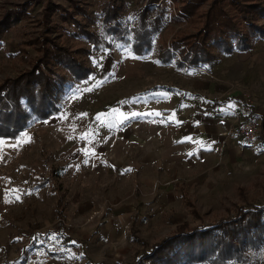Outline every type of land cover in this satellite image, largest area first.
Masks as SVG:
<instances>
[{
    "label": "rangeland",
    "instance_id": "obj_1",
    "mask_svg": "<svg viewBox=\"0 0 264 264\" xmlns=\"http://www.w3.org/2000/svg\"><path fill=\"white\" fill-rule=\"evenodd\" d=\"M102 1L51 3L73 14L85 30L98 31L102 27ZM113 1L127 26L132 25L138 9L149 2ZM185 1H158L166 16L149 49L141 54L120 42H114L111 51L94 52L74 25L62 22L57 14L48 19L45 25L53 31L46 34L52 43L72 52L90 74L81 80L68 74L56 115L46 119L32 115L17 137H0V264H134L155 244L173 237L182 224L190 230H209L239 219L253 208L264 211V144L244 149L231 140L221 142L218 139L225 126L218 122L202 123L195 131L174 126V95L182 96V100L188 96L189 71L205 74L193 71L195 67H176L175 54L167 64L159 60L162 53L168 57L166 48L173 50V37L194 34L201 27V13L208 2L191 19L176 13ZM232 2L223 0L222 4L227 15H236L238 24H244L237 14L238 5L264 4V0ZM43 3L0 0V20L9 10L29 14L3 33L0 85L28 70L26 60L37 56L31 41L44 33ZM73 4L86 10L91 23ZM253 14L254 25L264 30V13ZM211 53L215 59L224 55L216 49ZM222 66H209V70L213 67L215 75L223 71L235 79L234 63L224 62ZM50 68L63 70L54 61ZM233 83L228 84L233 86L231 90L235 89ZM261 91L255 96V106L264 117V88ZM199 97L196 110L202 114ZM250 97L244 94L242 102ZM21 103L31 113L24 99ZM244 106L240 109L243 115ZM131 113L140 115L119 123ZM243 115L235 113L230 120L235 124ZM192 131L195 135L190 138ZM207 238L206 244L191 247L203 252L210 244ZM260 246L245 260L229 259L224 264H264V243ZM144 264L155 263L148 260Z\"/></svg>",
    "mask_w": 264,
    "mask_h": 264
},
{
    "label": "trees",
    "instance_id": "obj_2",
    "mask_svg": "<svg viewBox=\"0 0 264 264\" xmlns=\"http://www.w3.org/2000/svg\"><path fill=\"white\" fill-rule=\"evenodd\" d=\"M158 1L149 0L147 4L139 8L132 25L127 26L119 17L116 3L113 0H103L102 3L100 2L102 27L98 31H89L79 24L80 20L74 18L73 14L65 13L63 7L52 4L51 0H44L42 8L44 33L31 41V44L36 45L37 56L26 60L28 70L0 85V137H17L32 115L38 119L56 115L59 112L58 104L68 83V74L79 80L87 78L90 74V70L83 62L67 48L52 43L51 38L46 34L53 31V27L45 25L51 15L57 14L62 22L74 25L77 34L86 39L94 52L111 51L113 43L120 42L130 44L136 53L141 54L142 51L149 49L153 34L160 30L166 16L165 9ZM205 2L209 5L201 13L203 16L201 27L194 34L185 33L184 36L173 37L171 49L174 53L173 50L166 48L164 53H167L168 57H165L163 53L160 54L161 63H169L170 58L175 54L176 67L184 69L201 67L215 60V56L211 53L212 49L227 55L235 49L247 50L254 39L264 38V30L253 23L256 18L253 12L264 13V4L261 5L258 2L246 5L240 2L242 5L237 6L240 10L237 14L241 16L244 24H238L236 15L226 14L223 0H187L181 2L182 5L176 9V13L181 17L193 19ZM234 2L237 4L239 0ZM231 3H233L232 0ZM73 6L84 19H89L86 10L78 4ZM28 15L24 10L7 11L0 20V42L3 33L11 24H16L21 16ZM250 37H253V40L250 41ZM52 61L60 65L66 73H63V70L62 72L52 70L50 68ZM22 99L31 113L24 110ZM262 216L264 217V211L261 208H253L251 211L244 212L239 219L222 222V225L216 224L209 230L205 228L190 230L186 224H182L173 237L153 245L152 251L143 254L141 258L137 257L134 264H144L148 260H152L155 264H191L193 262L224 264L229 259L241 262L246 259L249 252H257L260 245L264 243V235L261 234L264 229V218L259 221ZM214 232H218V235L211 236ZM207 237L210 244L207 249L204 248L203 252H196L191 247L195 243L206 244ZM140 242L143 246L147 245L145 242ZM214 253H216L215 259L212 262L210 259ZM219 261L222 262L219 263Z\"/></svg>",
    "mask_w": 264,
    "mask_h": 264
},
{
    "label": "crops",
    "instance_id": "obj_3",
    "mask_svg": "<svg viewBox=\"0 0 264 264\" xmlns=\"http://www.w3.org/2000/svg\"><path fill=\"white\" fill-rule=\"evenodd\" d=\"M231 61L234 63L237 72L234 74L235 79H232L229 73L223 74L225 73L223 71L215 75V71H212L213 67L212 70H209V66L219 68L220 66L223 67L222 63ZM207 65H204L203 68H193V71L202 70L206 75H201V73L197 75L196 72L191 71L188 72L189 88L186 92L188 96L185 100L180 99L182 96L174 95V126L180 125L179 127L181 128L184 125L194 130L196 126L202 123L211 125L218 122L219 124H224L225 127L221 131L224 130L222 133H225L236 124L233 123L234 120H230V116L235 113L243 115L242 111H240L242 104H249L252 109H255L254 111L262 121V129L257 141L251 144H243L240 139H229L223 136L224 134L222 136L220 135L218 140L221 142H229L231 140L237 147L244 149L259 148L264 144V117L262 112L256 111L255 96L256 94L259 95L264 88V38H256L247 50L235 49L232 53L222 55L221 57L219 56L211 64ZM215 77H218V79ZM232 82L236 83H233L235 85V89L233 90H231L233 86L230 85L229 87L228 85L232 84ZM227 93L230 94L224 97V94L226 95ZM246 93L251 94V97L245 99L243 103V96ZM191 95L194 96L193 100ZM199 95L202 97V114L196 110L199 107L198 102H196V99L200 98ZM183 106H186V108H181ZM242 110L244 112V109ZM189 134L191 135H189L190 138L195 135L193 131ZM64 240L63 244L66 245L67 238Z\"/></svg>",
    "mask_w": 264,
    "mask_h": 264
},
{
    "label": "built area",
    "instance_id": "obj_4",
    "mask_svg": "<svg viewBox=\"0 0 264 264\" xmlns=\"http://www.w3.org/2000/svg\"><path fill=\"white\" fill-rule=\"evenodd\" d=\"M244 115L240 121L224 133L230 138H238L243 144H251L257 141L262 129V121L249 104L244 106Z\"/></svg>",
    "mask_w": 264,
    "mask_h": 264
},
{
    "label": "snow or ice",
    "instance_id": "obj_5",
    "mask_svg": "<svg viewBox=\"0 0 264 264\" xmlns=\"http://www.w3.org/2000/svg\"><path fill=\"white\" fill-rule=\"evenodd\" d=\"M113 111H116V110H113ZM137 115H140V114H138V113H131L130 114V116H127V115H125L124 116V119L123 120H121V121H119V123L120 124H123L127 119H129V118H134V117H136ZM144 115H153V113H146V114H144ZM154 115H161L160 113H154ZM173 116H174V114H173ZM109 127H111V125L109 124ZM182 142V141H181ZM189 154H191V153H189ZM85 163H87V161H84ZM129 171H130V169H129ZM18 198V197H17ZM6 202H7V200H6ZM73 243H75V242H73Z\"/></svg>",
    "mask_w": 264,
    "mask_h": 264
}]
</instances>
